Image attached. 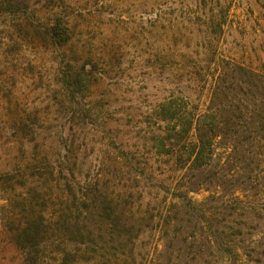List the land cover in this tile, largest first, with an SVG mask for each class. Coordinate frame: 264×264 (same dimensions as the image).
<instances>
[{
  "label": "rangeland",
  "instance_id": "374dc122",
  "mask_svg": "<svg viewBox=\"0 0 264 264\" xmlns=\"http://www.w3.org/2000/svg\"><path fill=\"white\" fill-rule=\"evenodd\" d=\"M24 4L27 22L47 26L61 19L71 38L63 46L21 43L16 16L0 13V264H22L2 224L17 192L16 172L31 174V163L43 167L42 154L69 173V179L72 169L81 181H97L112 193L130 190L133 199L144 201L151 199L148 191L165 213L182 185H189L188 176L201 180L202 175L184 173L151 147V136L163 125L157 105L172 97L204 112L223 69L227 90L215 103L240 101L256 109L244 126L226 128L227 137L215 144L214 159L223 166L225 182L189 192L200 204L194 211L198 216L179 209L176 217L191 220L171 223L167 232L159 226L144 232L131 256L127 250L125 258L109 264H208L210 259L216 264H264V190L250 182L253 174L263 180L264 138L257 139L264 137V98L253 77L234 70L264 76V0ZM62 61L69 65L65 72ZM80 67L86 73L80 87L67 84L64 75ZM20 117L35 122L37 137L18 129ZM6 173L15 177L7 179ZM145 173L149 176H140ZM242 191L255 210L232 213L223 207L227 193ZM230 217L242 231L240 240L231 252L219 246L212 256L203 241L210 233L223 240V232L234 225ZM193 231L199 243L190 245L186 237ZM50 247L42 264H58L48 257Z\"/></svg>",
  "mask_w": 264,
  "mask_h": 264
},
{
  "label": "trees",
  "instance_id": "16d2710c",
  "mask_svg": "<svg viewBox=\"0 0 264 264\" xmlns=\"http://www.w3.org/2000/svg\"><path fill=\"white\" fill-rule=\"evenodd\" d=\"M0 13L16 16L15 30L21 43L63 46L70 41L69 26L61 19L47 26L27 22L23 18L26 13L24 0H0ZM62 63L65 72L69 65L65 66L64 61ZM234 70L253 77L256 88L264 98V76L250 69ZM226 74L228 75L225 69L218 74L211 90L210 104L204 112L189 108L172 97L165 98L157 105L155 112L163 125L158 133L151 136V147L157 155L168 157L184 173L202 175L201 180H192L188 176L189 185H182L177 199L170 201L168 206L165 205L167 210L163 214L153 203V197L148 191L145 194L151 199L144 201L141 197L133 199L130 190L112 193L107 186L97 181H81L75 177L72 169V177L69 179L65 175L69 173L59 171L58 166L51 164L50 157L46 154L39 156L43 167L31 163V174L27 175L18 169L16 187H13L17 192L6 209L2 225L21 254L22 264H42L47 257L44 251L48 245H51L49 259L58 264H109L125 258L127 250L131 256L144 232L157 226L167 232L171 223L183 221V218L176 217L174 213L179 209H191L188 210L189 215H195L194 211L200 204L188 196V193L207 188L212 182H216L217 186L225 182L223 166L214 159L215 144L227 137L226 128L238 130L241 124L244 126L245 121L256 114L255 107L240 101L222 105L215 103V99L226 94ZM84 75L86 73L80 67L70 76L64 75V80L69 85L80 87ZM34 123L29 117H20L18 129L26 136L32 134V138L37 137ZM263 138L256 139L259 142ZM6 176L7 179L15 177L12 173H6ZM140 176L149 175L145 173ZM262 178L263 180L258 174L250 176L251 186L258 191L264 190V173ZM159 188L163 190L162 185ZM222 202L223 207L232 213L236 210H255L245 191L241 195L227 193ZM260 205H264V199ZM190 220L187 217L184 221ZM229 221L234 222V225L229 231L223 232V240L218 242V234L210 233L203 241L212 256L217 247L221 246L228 251L240 240V227H237L234 217H230ZM194 232H191L192 237H186L190 240V245L199 243ZM214 260L207 262L216 264Z\"/></svg>",
  "mask_w": 264,
  "mask_h": 264
}]
</instances>
